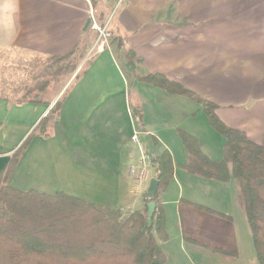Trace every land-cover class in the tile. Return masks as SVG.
Here are the masks:
<instances>
[{"label": "crops", "instance_id": "1", "mask_svg": "<svg viewBox=\"0 0 264 264\" xmlns=\"http://www.w3.org/2000/svg\"><path fill=\"white\" fill-rule=\"evenodd\" d=\"M91 15L111 34L99 51ZM70 52L78 64L50 100L0 97V174L27 140L8 185L63 192L128 215L155 188L154 174L141 194L130 183L135 129L154 160L167 151L173 163L159 194L165 264L252 261L238 181L220 183L181 167L179 131L196 138L211 160L222 159L223 137L195 100L132 77L164 75L213 102L223 123L264 146V0H0V67ZM61 97L51 136L36 134ZM131 106L141 111L139 126Z\"/></svg>", "mask_w": 264, "mask_h": 264}, {"label": "trees", "instance_id": "2", "mask_svg": "<svg viewBox=\"0 0 264 264\" xmlns=\"http://www.w3.org/2000/svg\"><path fill=\"white\" fill-rule=\"evenodd\" d=\"M111 39V37H110ZM70 52L55 60L71 57ZM79 75L76 74L74 78ZM155 85L170 94L189 97L204 110L211 127L224 139L220 160L209 159L192 135L179 131L186 150L181 167L188 173L220 183L231 177L238 181L242 206L250 229L257 264H264V146L252 142L240 130L223 123L216 114L217 106L193 91L159 73L132 77ZM132 82H128L131 95ZM36 95L28 98L37 103ZM32 87L30 90H32ZM30 93V92H29ZM63 97L36 127V134L48 138L59 114ZM135 125L142 122L137 106H131ZM27 140L11 157L0 174V264H165L162 243L167 241L164 215L159 194L173 175L169 152L154 160V192L143 198L139 210L123 215L63 192L43 194L34 190L20 191L8 185L15 162ZM155 203L152 224L148 227L147 204ZM199 209L208 210L194 205ZM224 254L230 252L221 251Z\"/></svg>", "mask_w": 264, "mask_h": 264}, {"label": "rangeland", "instance_id": "3", "mask_svg": "<svg viewBox=\"0 0 264 264\" xmlns=\"http://www.w3.org/2000/svg\"><path fill=\"white\" fill-rule=\"evenodd\" d=\"M78 61L79 59L73 57L60 60L35 57L30 59V63L26 67H0V97L28 99L36 95L38 89L41 88L40 85L44 84L43 90L37 96L41 100H50L66 82V79L72 77L71 73L76 68ZM85 66L86 63L81 67L80 72ZM32 87L34 88L30 90ZM145 148L151 151L147 146ZM153 174L152 169L150 175ZM251 253L253 260L249 261L248 256L246 258L242 256L243 264H257L253 243Z\"/></svg>", "mask_w": 264, "mask_h": 264}, {"label": "built area", "instance_id": "4", "mask_svg": "<svg viewBox=\"0 0 264 264\" xmlns=\"http://www.w3.org/2000/svg\"><path fill=\"white\" fill-rule=\"evenodd\" d=\"M92 28L97 31L95 49L96 51L102 50L104 46L108 45V40L111 37L107 24L100 26L95 21H93ZM131 142L138 150V157L129 165L128 177L134 191L141 192L145 184L151 178L150 174L151 170L153 169L154 158L152 152L147 150L141 141L140 132L135 129L133 130Z\"/></svg>", "mask_w": 264, "mask_h": 264}, {"label": "water", "instance_id": "5", "mask_svg": "<svg viewBox=\"0 0 264 264\" xmlns=\"http://www.w3.org/2000/svg\"><path fill=\"white\" fill-rule=\"evenodd\" d=\"M89 23H90V20H88L86 22V26H88ZM147 207H148L147 221H148V227H150L151 224H152V217H153L154 211H155V203L154 202H150V203L147 204Z\"/></svg>", "mask_w": 264, "mask_h": 264}]
</instances>
